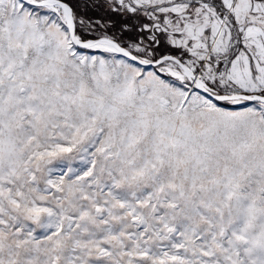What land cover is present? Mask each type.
<instances>
[{"label":"snow or ice","instance_id":"obj_1","mask_svg":"<svg viewBox=\"0 0 264 264\" xmlns=\"http://www.w3.org/2000/svg\"><path fill=\"white\" fill-rule=\"evenodd\" d=\"M0 264H264V0H0Z\"/></svg>","mask_w":264,"mask_h":264}]
</instances>
